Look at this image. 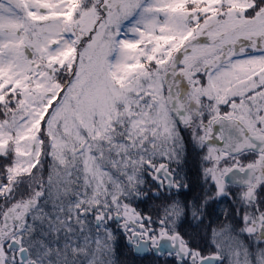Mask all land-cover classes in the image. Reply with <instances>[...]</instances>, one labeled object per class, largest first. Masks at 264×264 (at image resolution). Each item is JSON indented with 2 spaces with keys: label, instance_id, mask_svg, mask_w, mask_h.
<instances>
[{
  "label": "snow or ice",
  "instance_id": "6c2138e0",
  "mask_svg": "<svg viewBox=\"0 0 264 264\" xmlns=\"http://www.w3.org/2000/svg\"><path fill=\"white\" fill-rule=\"evenodd\" d=\"M121 244L264 264V0H0V264Z\"/></svg>",
  "mask_w": 264,
  "mask_h": 264
},
{
  "label": "trees",
  "instance_id": "16d2710c",
  "mask_svg": "<svg viewBox=\"0 0 264 264\" xmlns=\"http://www.w3.org/2000/svg\"><path fill=\"white\" fill-rule=\"evenodd\" d=\"M121 251L124 254V255L121 256V259L122 260L127 259L129 261V264H131L132 258L127 255V251L128 250H127V248H124L123 247V244H121ZM137 264H140V261L139 260H137ZM144 264H147V261H144Z\"/></svg>",
  "mask_w": 264,
  "mask_h": 264
},
{
  "label": "rangeland",
  "instance_id": "374dc122",
  "mask_svg": "<svg viewBox=\"0 0 264 264\" xmlns=\"http://www.w3.org/2000/svg\"><path fill=\"white\" fill-rule=\"evenodd\" d=\"M122 252V251H121Z\"/></svg>",
  "mask_w": 264,
  "mask_h": 264
}]
</instances>
